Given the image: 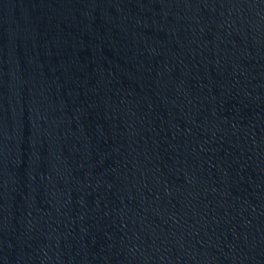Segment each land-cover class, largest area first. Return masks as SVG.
Here are the masks:
<instances>
[{
	"label": "water",
	"instance_id": "95a60500",
	"mask_svg": "<svg viewBox=\"0 0 264 264\" xmlns=\"http://www.w3.org/2000/svg\"><path fill=\"white\" fill-rule=\"evenodd\" d=\"M0 264H264V0H0Z\"/></svg>",
	"mask_w": 264,
	"mask_h": 264
}]
</instances>
